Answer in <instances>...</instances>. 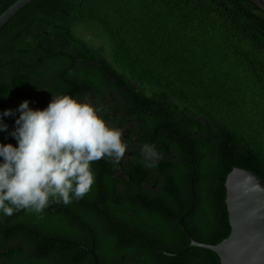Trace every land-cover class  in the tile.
<instances>
[{"label":"trees","instance_id":"1","mask_svg":"<svg viewBox=\"0 0 264 264\" xmlns=\"http://www.w3.org/2000/svg\"><path fill=\"white\" fill-rule=\"evenodd\" d=\"M15 1L0 0V14ZM35 87L104 98L109 114L131 121L138 146L127 151L124 187L101 159L83 199L0 214V264H96L90 249L98 264H221L210 249H186L180 217L194 239L216 244L231 229L228 173L264 179L262 6L33 0L0 29V99ZM145 142L161 153L154 168L141 162ZM11 225L14 237L1 236Z\"/></svg>","mask_w":264,"mask_h":264},{"label":"clouds","instance_id":"2","mask_svg":"<svg viewBox=\"0 0 264 264\" xmlns=\"http://www.w3.org/2000/svg\"><path fill=\"white\" fill-rule=\"evenodd\" d=\"M24 100L10 135L16 144L0 142V214L30 211L42 214L51 203L65 206L87 196L95 185L93 163L116 164L129 149L121 129L101 115L103 106L69 94L56 95L46 108L34 109ZM0 112V131H7ZM145 167L157 166L161 153L155 143L140 145Z\"/></svg>","mask_w":264,"mask_h":264},{"label":"water","instance_id":"3","mask_svg":"<svg viewBox=\"0 0 264 264\" xmlns=\"http://www.w3.org/2000/svg\"><path fill=\"white\" fill-rule=\"evenodd\" d=\"M31 1L17 0L3 11L0 29ZM254 1L264 8V0ZM225 187L229 235L216 244L199 242L184 225L186 214H183L180 225L190 239L186 249L193 246L210 249L218 254L221 264H264V179L253 170L234 167L226 177ZM90 252L98 264L95 251Z\"/></svg>","mask_w":264,"mask_h":264},{"label":"flooded vegetation","instance_id":"4","mask_svg":"<svg viewBox=\"0 0 264 264\" xmlns=\"http://www.w3.org/2000/svg\"><path fill=\"white\" fill-rule=\"evenodd\" d=\"M53 98L54 94L49 93L47 89H41L36 87L29 88L27 94L25 92H22L20 89H17L16 92L12 94L8 99H6L5 97L0 99V112H3L6 109H12L15 111L16 109H18L19 105L26 99L29 100L30 107L34 109H43L48 106V104L52 101ZM80 99L83 102H91L97 106L102 105L103 111L101 115L109 124L122 130L123 139L128 142L129 148L133 146H138V144L134 141L137 142L139 140V137L135 133L132 134V136L134 137V141L130 137L131 131L134 129V127L129 128L132 124L131 121L129 119H123V117L121 115H117L116 112H110L109 114V111L105 107L106 104H104V98L93 99L90 95H86L85 97ZM19 115L20 113L18 111H15V115L4 117V122L8 125V129L7 131H0V142H3L5 144L12 143L14 145L17 143L16 140L10 135V132L15 128V120L16 118H18ZM135 124H138V122L135 121ZM135 129L139 131L137 127ZM130 154V152H126L125 157L120 162L116 164L111 163L108 167V170L111 172L112 178L117 180V183L120 187H124V182L126 181L123 180V178H125L126 176V174L123 172V167L125 169V167L130 162V160L126 158V156H130ZM59 206L62 207V204H59ZM48 209L50 210V205L45 209L44 212H46ZM21 212L23 214L22 216H24V214L26 213V211L23 210ZM21 224L24 225L23 222ZM18 225L19 222L15 224V227H17ZM13 227L14 225H11L10 229H5L2 232L1 236L5 237L7 235H10V238L14 237V232L13 230H11ZM31 230L35 232V227L33 226ZM13 242L14 240L9 241L12 246L17 247L18 244Z\"/></svg>","mask_w":264,"mask_h":264}]
</instances>
